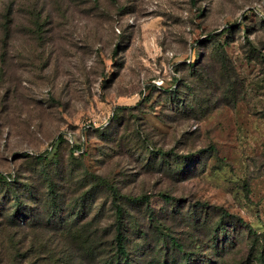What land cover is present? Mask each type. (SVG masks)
Listing matches in <instances>:
<instances>
[{
    "label": "rangeland",
    "instance_id": "obj_1",
    "mask_svg": "<svg viewBox=\"0 0 264 264\" xmlns=\"http://www.w3.org/2000/svg\"><path fill=\"white\" fill-rule=\"evenodd\" d=\"M0 172L56 189L54 262L108 264L117 204L128 264H264V0H0Z\"/></svg>",
    "mask_w": 264,
    "mask_h": 264
},
{
    "label": "trees",
    "instance_id": "obj_2",
    "mask_svg": "<svg viewBox=\"0 0 264 264\" xmlns=\"http://www.w3.org/2000/svg\"><path fill=\"white\" fill-rule=\"evenodd\" d=\"M193 63L195 62L193 61ZM177 82L178 79L174 78L173 83L167 90H161L175 92ZM91 129H93V126L90 124L85 126V132ZM65 140L68 141L66 136L59 135L56 146L52 147L51 150H55L57 144ZM82 142L78 144L71 143L70 155L80 157L84 154L87 149ZM49 156L50 152H47L46 155L39 154L35 158L37 160H46ZM14 178L15 176L12 173L0 172V182L7 186V191L0 202V264H43L44 257L47 260L45 264H67L69 258L63 255L60 261L54 262V259H58L56 257V246H50L48 240L40 239L42 232L50 233L58 228L62 233V241L69 245V249L75 243L79 245L80 231L74 233L70 230V228L74 229V224L57 226V223H59L57 219L58 208L60 209L61 207L57 204L59 197L55 196L56 189L52 187L51 182L41 181L40 186L42 183L47 186L45 193L40 191L41 189L39 190L38 186L34 184L29 193L26 194L25 187L28 185L27 183H23L15 190H10L14 187L16 181ZM4 189L2 188L1 190L3 191ZM135 200L140 201L139 199ZM29 208H31L30 213L27 211ZM24 212L29 216V223H26L21 217ZM115 212L117 218L114 230L115 255L110 258L111 260L108 264H128L121 223L122 209L117 204L115 205ZM29 230H31L33 241L31 246L27 247L26 239L30 233ZM50 238L55 237L51 236ZM175 245H177L176 242L174 243ZM79 249L80 251H89L88 248H83L80 245ZM65 253L68 254L69 252ZM184 255L187 256V253L184 252ZM48 260H51V262ZM187 263H190L189 257H187Z\"/></svg>",
    "mask_w": 264,
    "mask_h": 264
}]
</instances>
